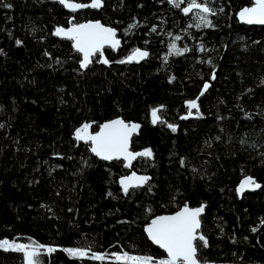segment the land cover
Segmentation results:
<instances>
[{
	"label": "trees",
	"instance_id": "1",
	"mask_svg": "<svg viewBox=\"0 0 264 264\" xmlns=\"http://www.w3.org/2000/svg\"><path fill=\"white\" fill-rule=\"evenodd\" d=\"M70 1L89 8L0 0V242L55 249H42L40 264H125L121 255L159 264L167 256L145 227L205 204L200 264H264V27L237 19L253 0H210L200 15L211 26L185 14L186 2ZM72 18L112 27L122 47L83 71L73 43L55 35ZM137 49L149 51L146 62L129 61ZM115 118L142 125L132 149L151 156L107 163L77 141L85 124L97 132ZM133 171L151 180L124 194L119 179ZM247 176L262 188L240 199ZM0 264H25V254L0 247Z\"/></svg>",
	"mask_w": 264,
	"mask_h": 264
},
{
	"label": "snow or ice",
	"instance_id": "2",
	"mask_svg": "<svg viewBox=\"0 0 264 264\" xmlns=\"http://www.w3.org/2000/svg\"><path fill=\"white\" fill-rule=\"evenodd\" d=\"M61 3L66 4L69 8L77 9L82 7H88L89 5L71 3L69 0H60ZM175 6L179 7L180 3H187V6L183 8L185 14L197 12L199 20L206 26H211L206 16L200 15V13H211L212 9L208 7L210 0H172ZM92 7L101 6V0H93L90 5ZM10 7V5H9ZM240 16L245 19L247 23H259L264 24V0H256V6L252 8H245ZM134 27V25L130 26ZM65 35L70 39L75 40V46L83 53V61L81 66L87 68L92 62L90 57L100 52L104 44H110L115 48L119 41L115 39L116 33L112 28H107L100 23L79 24L65 31L64 29H57L56 35ZM172 50L177 54H181V50L177 49L175 44L172 46ZM148 56L146 51L137 49L135 53L129 57L132 59H143ZM108 63L107 60L103 61ZM123 62V61H122ZM214 78V77H213ZM208 85H205V89ZM190 108H197L195 101L190 102ZM153 122L158 119L157 110H153ZM171 127V125H169ZM89 125L85 124L80 130H77L76 137L80 140H91L93 142L92 152L97 156L102 157L105 160H111L113 158H119L123 156L129 161L135 156H151L150 149L145 150L142 153H130L128 151V143L133 130L137 129L139 125H129L123 120L117 119L102 126L101 131L95 135L87 133ZM149 177L142 176L136 177L133 174L130 178H125L120 181L123 185L125 193L128 192L131 187H139L143 183L148 181ZM253 181L251 178L245 182V184H251ZM256 187L260 185L256 184ZM245 185H241L243 189ZM203 212V207L190 209L185 206L181 211L172 216H160L152 220L147 231L149 237L160 247L164 248L167 252L168 259L160 261V264H200L197 253L198 249L207 245V241L202 235H197V230L200 228L199 216ZM197 241L202 242L198 244ZM10 247L17 251H25L27 256V264H40L39 256L41 248L43 246H35L29 248L27 245H18L3 241L0 243V247ZM47 251L53 252L55 249L48 248ZM70 256L73 257H85L88 255V251L83 248H67L64 249ZM96 259H103L102 256H95ZM118 260L124 261L127 264L131 261L132 264H155L152 257H131V256H118Z\"/></svg>",
	"mask_w": 264,
	"mask_h": 264
},
{
	"label": "water",
	"instance_id": "3",
	"mask_svg": "<svg viewBox=\"0 0 264 264\" xmlns=\"http://www.w3.org/2000/svg\"><path fill=\"white\" fill-rule=\"evenodd\" d=\"M50 1L60 4L61 6H63V7L65 8V10H66L67 12L72 13V14L80 13L82 10H86L87 8H89V6H88V7H82V8L72 9V8H69L68 6H66V4L61 3L60 0H50ZM69 2H71V3H77V2H74V1H70V0H69ZM253 2H254V4H253L252 7H255V6H256V0H253ZM77 4H80V3H77ZM252 7H250V8H252ZM244 9H245V8H244ZM244 9H242V10L238 13V16H237V19H238V21H239V23H240L241 25L248 26V27H264V24H259V23H251V24H250V23H247V21H246L245 19H242L241 16H240V13H241ZM74 22H75V19L72 18V19L70 20L69 25H68L67 27H61V28H59V29H64L65 31H67L68 29L72 28L73 26H75V25H79V24H75ZM97 22L100 23L101 25H103L104 27L112 28V27H110V26L104 25L101 21H94V20L86 21V22H83V23H81V24H89V23H93V24H95V23H97ZM112 29H113V28H112ZM115 33H116V32H115ZM55 35H56V32H55ZM56 37L59 38L60 40L71 41V42L73 43L74 50H75L76 52H78V53L81 55V57H82V61H83V53H81L80 51H78V49L76 48V46H75V40H74V39H70V38H68L67 36L63 35V34H61V35H56ZM115 39L119 41V44H118L115 48H113L110 44H104V46H103V48L101 49L100 52H98V53H96L94 56L90 57V59H91L92 62L88 65L87 68H84V67L81 66L82 70H83V71H86V70L92 65V63H93V59H94L98 54H101L105 49H112V50H116V51H118V50L122 47V41H121V39L117 36V33H116ZM139 50H141V51H146V52L148 53V56L145 57V58H143V59H132V60H129L130 62H133V63H136V64H142V63L146 62V61L149 59V57H150V53H149V51L144 50V49H139ZM134 53H135V52H134ZM134 53H133V54H134ZM133 54H132V55H133ZM132 55H131V56H132ZM82 61H81V64H82ZM205 85H208V87H207L206 89H205ZM205 85H204V87H203V89H202V91H201V94H200L199 98H201L203 95H205V94L209 91V89H210V83H206ZM195 102H196V104L198 105V100H195ZM195 109H196V108H190V110H189L190 114H192L193 111H194ZM151 117H152V120H153V115H151ZM157 117H158V119L156 120V122H155V123L153 122L155 125H158V124L160 123V117H159L158 112H157ZM117 119L123 120V118H115V119H113V120H117ZM113 120H110V121H107V122L103 123V124L100 126V128L98 129L97 132H93L91 129H87V133L90 134V135H95L96 133H98V132L101 131V128H102V126H103L104 124L109 123V122H111V121H113ZM123 121H124L125 123L129 124V125H132V124L139 125V127H138L137 129H135V130L132 131L131 136H130V139H129V143H128V151H129L130 153H134V154H135L136 152H134L133 149H132V148H133V140H134L135 136H137V135L140 134V131H141V129H142V125L139 124V123H128V122H126L125 120H123ZM77 141H78L79 143H80V142H82V143H90V144H91V147L94 146V145H93V142H92L91 140H80V139H77ZM91 149H92V148H91ZM91 151H92V150H91ZM92 153H93V155H94L98 160H100V161L107 162V163H110V162H113V161H121V162H124L127 166H129V161H128L127 159H125L123 156H121V157H119V158H113V159H111V160H105V159H103L102 157L97 156L94 152H92ZM138 158H139V155L135 156V158H133V159L131 160V165H130V166H132V165L138 160ZM130 166H129V167H130ZM133 174H135L136 177L146 176V177H149V179H148V181H147L146 183H143V184L140 185L139 187H131V188H129V190H128L127 193H129L131 190H135V189H143V188H145V187L149 184V182H150V180H151V176H150V175H146V174L138 173V172H136V171H133V172L129 173L128 175L121 177V178L119 179V186H120V188H121V190H122V192H123L124 194H127V193L124 192V190H123V185L120 183V181L123 180V179H125V178H130V177H132ZM248 178H251V180L253 181V183H251V184H245V182L248 180ZM256 184H257L256 181H255L251 176L244 177V178L240 181V183H239V185H238V187H237V195L239 196V198L242 199V198H243L244 196H246L247 194H251V193H255V192L260 191L261 188H262V185H261V184H258V185H260V186H259V187H256V186H255ZM241 185H245V187L242 189V188H241ZM184 207H185V206H184ZM184 207H182L179 211H181ZM187 207L190 208V209H195V208L203 207V212H202V213L200 214V216H199V220H200V228L197 230V235L199 236V232H200V230H201V228H202V222H201V219H202V217H203V216L205 215V213H206V207H207V206H206L205 204H203V205H201V206H199V207H195V208H191L190 206H187ZM179 211H177V212H179ZM177 212H176V213H177ZM176 213L159 215V216H157V217H160V216H172V215H175ZM157 217L153 218L152 220L156 219ZM152 220H151L150 223L145 227V234H146L148 240L150 241V243H151L153 246L159 248L162 252H164L165 255H166L167 258H168V255H167L166 250H165L164 248L160 247V245L156 244V243H155V242L149 237V235H148V231H147V229H148L149 225L151 224ZM197 255H198V253H197Z\"/></svg>",
	"mask_w": 264,
	"mask_h": 264
},
{
	"label": "rangeland",
	"instance_id": "4",
	"mask_svg": "<svg viewBox=\"0 0 264 264\" xmlns=\"http://www.w3.org/2000/svg\"><path fill=\"white\" fill-rule=\"evenodd\" d=\"M9 242V241H8ZM0 243H2V242H0ZM9 243H13V242H9ZM14 244H18V245H23V244H21V243H14ZM2 248H5V249H12V248H10V247H7V246H4V247H2ZM42 249H45L44 251L45 252H43V253H49L48 251H47V249L48 248H41V250ZM24 254H25V264H27V256H26V252L25 251H22ZM66 252V251H65ZM40 253H42V251L40 252ZM51 253V252H50ZM67 253V252H66ZM68 254V253H67ZM69 255V254H68ZM70 256V255H69ZM121 256H129V255H121ZM70 257H73V256H70ZM102 257H104V256H102ZM117 257L118 256H116L115 258L117 259ZM105 258V257H104ZM118 260V259H117ZM120 261V260H119ZM128 264H132V262L131 261H128L127 262Z\"/></svg>",
	"mask_w": 264,
	"mask_h": 264
},
{
	"label": "built area",
	"instance_id": "5",
	"mask_svg": "<svg viewBox=\"0 0 264 264\" xmlns=\"http://www.w3.org/2000/svg\"><path fill=\"white\" fill-rule=\"evenodd\" d=\"M168 258H166L165 260H167ZM159 264H160V262H159Z\"/></svg>",
	"mask_w": 264,
	"mask_h": 264
}]
</instances>
